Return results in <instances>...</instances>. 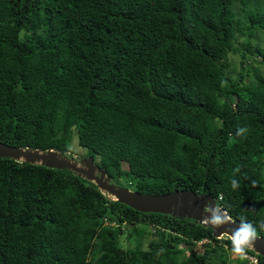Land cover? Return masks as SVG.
Listing matches in <instances>:
<instances>
[{"label": "trees", "instance_id": "trees-1", "mask_svg": "<svg viewBox=\"0 0 264 264\" xmlns=\"http://www.w3.org/2000/svg\"><path fill=\"white\" fill-rule=\"evenodd\" d=\"M262 67L264 0H0V143L74 159L76 136L116 186L211 196L264 239ZM230 251L264 264L192 219L0 158V264H229Z\"/></svg>", "mask_w": 264, "mask_h": 264}, {"label": "water", "instance_id": "water-1", "mask_svg": "<svg viewBox=\"0 0 264 264\" xmlns=\"http://www.w3.org/2000/svg\"><path fill=\"white\" fill-rule=\"evenodd\" d=\"M0 158H10L50 169L69 170L91 183L121 204L140 213H157L192 219L208 227L214 238L226 236L264 258V239L253 236L246 226L232 221L217 207L216 200L204 194L175 191L165 195H147L116 186L110 176L95 164L93 157L68 158L53 150L41 152L0 143Z\"/></svg>", "mask_w": 264, "mask_h": 264}, {"label": "rangeland", "instance_id": "rangeland-1", "mask_svg": "<svg viewBox=\"0 0 264 264\" xmlns=\"http://www.w3.org/2000/svg\"><path fill=\"white\" fill-rule=\"evenodd\" d=\"M238 61H239V57H238L237 54H231L229 56V63L232 66L236 67L235 71L233 72L234 75L236 74V70L238 68ZM261 71L264 73V67L261 68ZM70 149L74 153V156H75L76 159L81 158L82 155L85 153V150L82 149L81 147H79L76 136L73 137V139H72V142H71V145H70ZM140 228H142V226H140ZM143 229L145 231H144V237H143L142 245H143V247H147V239L151 237V236H149L150 233H151V230L149 228H146V227L143 228ZM225 238H226V236H222V237H219L218 239H225ZM122 242H123V245L126 246V243L124 242L123 238H122ZM135 244H137V243L133 240V242H130L128 244V246H130V247L133 246L134 247ZM197 249L199 250L200 247H197ZM187 255H188V253L186 252L185 256H187ZM238 255H239L238 253L230 251L229 252V259H230L229 264H236L235 261L238 258Z\"/></svg>", "mask_w": 264, "mask_h": 264}, {"label": "built area", "instance_id": "built-area-1", "mask_svg": "<svg viewBox=\"0 0 264 264\" xmlns=\"http://www.w3.org/2000/svg\"><path fill=\"white\" fill-rule=\"evenodd\" d=\"M242 258L248 261V264H257L258 259L253 255L243 254Z\"/></svg>", "mask_w": 264, "mask_h": 264}]
</instances>
